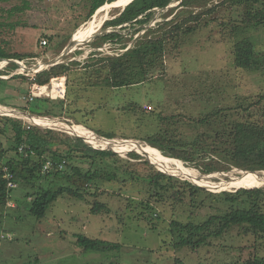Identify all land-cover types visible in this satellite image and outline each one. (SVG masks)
Instances as JSON below:
<instances>
[{
    "label": "rangeland",
    "instance_id": "rangeland-1",
    "mask_svg": "<svg viewBox=\"0 0 264 264\" xmlns=\"http://www.w3.org/2000/svg\"><path fill=\"white\" fill-rule=\"evenodd\" d=\"M122 1L105 4L99 13L89 18L90 0H1L0 46L20 54L23 60L17 61L23 66L0 79L7 80L21 74L31 80L36 75L23 71V67L33 70L52 61L73 39L82 37L89 27V34L78 42L89 39L91 43L78 46L60 63L76 61L81 67L85 63L95 64L99 57L123 53L126 51L124 47L132 48L148 30L160 26L168 28L167 24L177 15L187 16L195 10V7L183 6L185 0H173L163 9L157 8L145 12L134 21L112 26L108 23L121 12L118 7H124L130 0L127 3ZM221 1L217 0L214 4ZM253 8L263 11L264 0ZM238 17L235 6L227 2L215 8L211 14L204 15L196 32L182 35L179 43L167 45L164 74L154 73L143 83L130 88L112 89L108 75L102 73L101 63L73 70L70 73L71 81H76L68 83L66 98L53 100L56 103L66 101L63 106L55 103L45 109L35 105L30 108L39 112L50 111L57 117L40 119L38 115L27 113L48 121L47 126L42 123L36 125L16 114L7 115L41 129L61 131L71 136L77 133L83 138L80 139L95 149H111L120 157L108 162L120 170L112 180L99 182L100 193L96 198H60L43 219H37L22 209L17 212L0 207V264H243L254 255L264 256V242H258L253 236H245L240 228H233L218 239H210L209 245L198 249L175 248L178 233L171 227V222L184 225L202 223L213 212V198L199 191L195 198L187 196L175 200L174 196L178 197L179 194H176L178 188L172 186L173 181L162 180L168 191L151 186L146 181L150 171L141 160L128 156V153L136 151L169 177L187 180L210 193H234L239 189L264 186V174L233 167L221 153L225 145L219 146L220 151L212 146L216 133L238 117V99L264 94V25L243 28ZM95 22L96 25L101 24L100 27L103 25L100 30L99 27L96 30L92 27ZM237 25L238 30H234ZM110 33H120L124 39L122 42L115 40L114 43L100 40V37ZM243 37L250 38L255 46L258 60L257 68L253 71L238 70L235 65L234 45ZM43 40H47L46 46L42 45ZM96 44L102 46L96 47ZM77 52L79 54L75 55ZM7 65L0 64V69ZM31 87L29 80L20 79L13 80L7 90L0 87L4 107L12 109L26 105L22 101L30 93ZM70 90L72 95L69 96ZM145 106L152 110L145 111ZM220 109L225 112L210 124L203 126L196 123L206 114ZM4 116L0 113V117ZM175 116L194 121L178 119L173 125L161 121V117ZM261 119L264 120V117ZM77 122L79 124H75ZM65 126L88 131L91 138ZM164 127H170L184 147L198 145L193 160L201 168L165 157L156 148L142 145L147 137ZM99 131L116 137L107 139ZM77 135L74 137L79 138ZM203 135L206 137L203 138ZM97 138L115 140L117 145L105 147ZM9 155L12 156V153ZM205 165H214L218 171L203 173ZM95 166L98 169L99 163H95L94 167L87 162L81 165L85 172ZM182 168L185 170L178 172ZM67 170L65 174L70 172ZM198 177L208 181L203 178L199 180ZM123 178L126 180L121 181ZM65 183L58 180L55 186ZM19 188L13 202H17L16 193L24 190L21 184ZM95 200L109 211L92 213ZM76 234L116 244L120 248L86 252L77 245ZM7 235L10 238H1Z\"/></svg>",
    "mask_w": 264,
    "mask_h": 264
},
{
    "label": "trees",
    "instance_id": "trees-1",
    "mask_svg": "<svg viewBox=\"0 0 264 264\" xmlns=\"http://www.w3.org/2000/svg\"><path fill=\"white\" fill-rule=\"evenodd\" d=\"M1 1V0H0ZM91 8L88 17L94 16V13L105 4L114 3L117 0H90ZM173 0H134L125 12L115 21L108 24L118 26L130 21L136 20L142 14L157 8L168 6ZM217 0H185L183 6L195 7V10L189 12L187 16H176L167 24L168 28H158L148 30L143 37H140L136 44L123 53L99 57L95 64H103L102 73L107 74L108 81L112 89L130 88L146 81L152 74L165 73L164 58L169 43H179L182 35H191L196 32L199 22L205 15L211 14L215 8L224 3H230L237 9L239 17L238 22L243 28L259 27L264 25L263 11H255L253 6L260 3L261 0H222L214 4ZM214 4V5H213ZM213 5L212 7H209ZM239 26L233 29L238 30ZM101 41L122 42L124 37L120 33H110L100 37ZM112 39V40H111ZM98 44V43H97ZM100 47L101 45H97ZM79 54L78 52L75 54ZM94 54V53H92ZM95 56V55H92ZM235 65L238 70L253 71L258 60L255 52V46L248 37H243L234 45ZM0 59L23 60L20 54L5 50L0 46ZM95 64L85 63L82 67L95 66ZM81 67L76 61L69 63H60L49 70H43L40 74L28 79L27 75L16 74L11 79H0V87L6 90L10 87L13 80H29V83L37 85H47L55 77H67V86L71 81L70 73ZM81 67V68H82ZM16 64H9L0 69V77L8 76L17 70ZM97 73V70L94 71ZM71 89V88H70ZM68 90V87H67ZM68 92V91H67ZM29 93V92H28ZM31 93V91H30ZM28 94V96L30 95ZM71 94V90L69 96ZM27 96V97H28ZM68 96V95H67ZM45 97V98H44ZM41 97L32 102L24 101L26 105L12 107V109L22 110L32 115H38L41 118L57 117L53 112H39L30 109L32 105L48 108L56 102L49 97ZM0 98V104H3ZM71 101V100H70ZM66 101H58L56 104L64 105ZM145 111L152 110L151 107H143ZM149 108V109H148ZM222 109L208 113L205 117L196 121L199 125L210 124L217 116L224 113ZM238 117L230 122L223 130L218 131L212 139V146L220 151L219 146L225 145L221 153L229 163L240 170L264 174V94L257 96H242L238 99L236 106ZM161 117V121L173 125L178 119L194 121L191 118L182 116ZM79 124V122L75 123ZM170 127H164L160 132L147 137L143 146L156 148L162 155L172 159L181 160L188 165L201 168L194 163L193 156L198 149L197 144L188 148L184 147L178 141L177 136ZM107 139H113L116 135L108 133L103 134ZM206 135H203L205 138ZM208 139H211L209 137ZM22 148V150H20ZM12 153V156L9 154ZM133 159L142 162L150 171L147 174L149 184L156 188L168 191L163 181H173V187L178 188L174 196L175 200H182L183 197L195 198L197 192L203 191L213 198V212L199 224H182L176 221L171 222V227L178 233V240L175 242V248L198 249L201 246L210 244V239H218L233 228H240L245 236H253L258 242H264V186L241 189L237 192L224 191L222 193H210L202 187H198L187 180H178L169 177L163 172L157 170L151 165L143 155L136 151L128 153ZM120 157L118 153L111 149H95L84 140L69 135L68 133L52 129H41L37 126L28 125L20 118L0 117V207L10 208L11 211L24 210L28 214L43 219L54 202L60 198H71L86 200L88 196L97 197L100 193L99 182L110 181L118 175L119 168L108 162ZM52 162L53 166L44 171L47 162ZM86 162L94 167L82 170L81 165ZM64 163L60 170L58 165ZM222 163H220V166ZM121 167V166H120ZM182 167V165H181ZM7 168L12 174V182L21 184L24 188L22 192L16 193L17 202H13L15 192L19 190L8 188L9 180L5 177L4 169ZM66 168V169H65ZM221 168V167H220ZM69 170L65 174V170ZM228 170L229 168H223ZM67 170V171H68ZM218 171L214 165H205L203 173ZM58 180L66 181L65 184H55ZM123 178L121 181H125ZM94 186V189H92ZM91 189L93 192H91ZM194 199H191V202ZM204 204V199H203ZM19 208V209H18ZM102 211H109L103 204L97 200L93 203L92 213L99 214ZM2 239L10 238V235L2 236ZM76 243L82 250L89 252H104L105 250H114L120 248L119 245L106 243L100 240H93L85 235L76 234ZM243 264H264V256L254 255Z\"/></svg>",
    "mask_w": 264,
    "mask_h": 264
},
{
    "label": "built area",
    "instance_id": "built-area-1",
    "mask_svg": "<svg viewBox=\"0 0 264 264\" xmlns=\"http://www.w3.org/2000/svg\"><path fill=\"white\" fill-rule=\"evenodd\" d=\"M42 45H47V40L42 41ZM67 94V78L66 77H55L51 79V82L47 85H37L33 84L31 87V93L28 97L24 98V101L32 102L41 97H49L51 100H64ZM149 109V108H148ZM22 150V148L20 149ZM53 166L52 162H47L44 167V171H47ZM64 163L58 165L60 170L63 169ZM5 177L9 180L8 188L17 189L19 188V183L12 182V174L7 168L4 169Z\"/></svg>",
    "mask_w": 264,
    "mask_h": 264
},
{
    "label": "bare ground",
    "instance_id": "bare-ground-1",
    "mask_svg": "<svg viewBox=\"0 0 264 264\" xmlns=\"http://www.w3.org/2000/svg\"><path fill=\"white\" fill-rule=\"evenodd\" d=\"M129 0H123L122 2L123 3H127ZM131 1V0H130ZM129 1V2H130ZM128 2V3H129ZM100 25L101 24H97L96 25V22L93 24V28L96 30L98 27H100ZM90 28L91 27H89L85 32H84V35L82 36V37H78V38H76L75 39V41H79L81 38H83V37H85L86 35H88L89 33V30H90ZM6 63V62H5ZM4 64V63H3ZM5 65V64H4ZM47 67H46V65H43L42 67H38V68H33V70H31V69H25V68H22V70L23 71H28L29 73H32V74H37V73H39V72H41V71H43V70H45ZM29 70H31V71H29ZM45 98V97H44ZM0 113H2V114H4V115H18V116H21V117H24V116H22L21 114H18V113H16V112H14V110H12V109H10V108H6V107H4V106H0ZM29 122H33V123H42V125H48L47 123H48V121H45V120H40L39 118H37V117H32V118H30V117H25ZM50 126H53V125H51L50 124ZM55 126H57V124H55ZM62 127V126H61ZM65 127H67V126H65ZM66 129H71L73 132H78V133H80L81 135H84V136H87L89 139L91 138L90 137V134L88 133V131L87 132H85V131H83V130H81V129H79V128H76V126H73V127H67ZM66 129H64V130H66ZM84 129V128H83ZM67 131H70V130H67ZM71 132V131H70ZM93 133V135L95 136V137H97L96 135H95V133L94 132H92ZM77 134V133H76ZM88 139V140H89ZM100 139V142H102L101 144H104V146L105 147H107V146H115V145H117L114 141L115 140H112V141H105V140H102L101 138H99ZM98 138H97V140H99ZM93 142V141H92ZM111 143H113V144H111ZM100 144V145H101ZM102 146V145H101ZM115 149V148H114ZM130 150H138V149H132V148H129ZM128 152V151H127ZM141 152V151H140ZM154 157V156H153ZM155 157H157L158 158V156L157 155H155ZM159 162H162V161H160L159 160ZM161 166V165H160ZM180 170H185L184 168H182V169H178V172L180 171ZM183 174L184 175H186V173L185 172H183ZM188 174V176H189V173H187ZM200 176V175H199ZM201 178H203V177H198V179L199 180H203V179H205V178H203V179H201ZM205 181H208L207 179H205Z\"/></svg>",
    "mask_w": 264,
    "mask_h": 264
},
{
    "label": "water",
    "instance_id": "water-1",
    "mask_svg": "<svg viewBox=\"0 0 264 264\" xmlns=\"http://www.w3.org/2000/svg\"><path fill=\"white\" fill-rule=\"evenodd\" d=\"M134 0H131L129 3H127L124 7H118V8H120L121 9V12H119L118 13V15H116V16H114V18L113 19H111L110 21H115V19H117L118 17H120L121 15H122V13L123 12H125V10L127 9V7L129 6V4H131L132 2H133ZM112 4V3H111ZM107 5V4H106ZM106 5H104V6H102L101 8H99L97 11H96V13H94V15H96L97 13H99ZM103 26V25H102ZM102 26L101 27H99V29L98 30H100L101 28H102ZM105 28V27H104ZM103 28V29H104ZM102 29V30H103ZM101 30V31H102ZM89 43H91L90 42V40L88 39V40H85V41H83V42H77V41H75L74 39L71 41V43L65 48V50L59 55V56H57L55 59H53L52 61H49V62H47V63H45V65H46V69H45V71L46 70H48V69H50L51 67H53V66H55V65H57V64H60V62L64 59V58H66L67 56H69V55H71L74 51H76L78 48V46H81V45H87V44H89ZM76 46V49L74 48ZM2 62V63H1ZM6 62V63H5ZM12 64V63H14V64H18L17 66L19 67V66H23L20 62H18L17 60H14V59H0V64ZM23 68H25V69H27L26 67H23ZM28 69H32V68H28ZM28 74H30L29 72H27ZM38 74H40V73H38ZM38 74H35V75H38ZM30 75H32V74H30ZM0 106H1V104H0ZM14 112H16V113H18V114H21L22 116H24V118L25 117H30V118H32L33 116H30L29 114H27V113H21V112H19V111H16V110H14ZM5 116H7V115H5ZM17 117H18V115H17ZM20 117V116H19ZM37 118H40V117H37ZM40 119H42V118H40ZM34 124H36V123H34ZM37 125V124H36ZM39 125V124H38ZM74 135H77V134H73V136ZM79 138H82L81 136H79V135H77ZM83 139V138H82ZM108 141H112V140H108ZM87 142V141H86ZM88 143V142H87ZM111 144H113V143H111ZM197 185V184H196ZM239 190H241V189H239Z\"/></svg>",
    "mask_w": 264,
    "mask_h": 264
}]
</instances>
